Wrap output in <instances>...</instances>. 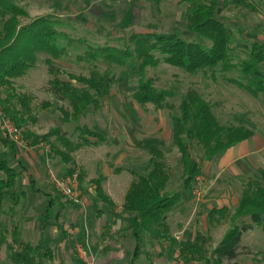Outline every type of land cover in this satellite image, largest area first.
Segmentation results:
<instances>
[{
	"label": "rangeland",
	"instance_id": "374dc122",
	"mask_svg": "<svg viewBox=\"0 0 264 264\" xmlns=\"http://www.w3.org/2000/svg\"><path fill=\"white\" fill-rule=\"evenodd\" d=\"M12 1L28 13L26 17H20L23 25L37 17L52 16L57 22L56 29L67 33L74 40L86 39L93 44H108L122 49L129 45V38L133 33L149 32V25H154V30L159 34L176 33L186 41H200L196 35L186 29V5H179L175 0ZM235 1L221 0L218 17L229 26L243 30V37L238 34V40L241 41L243 38L244 41L251 43L264 42V0H246L249 7L241 6ZM83 50L82 47L73 45L68 48L66 56L55 61L51 66L44 63L49 56L46 53H38L36 66L29 69L21 78L15 79L12 89L1 92L2 99L9 100V106L19 111L22 107L18 97L24 95L29 97L32 116L35 117L36 122L21 123L19 129L13 125L16 130L15 139L17 138L20 143L19 160H23L29 167L28 170L20 172L16 191H27L28 198H22L14 209L10 201L0 206V264H16L14 254L19 252L21 245L25 243L36 246L42 242L44 250L47 248L52 250V259H43L40 264H78V259L85 264H94L97 260L112 264L115 258L122 257L129 260L134 255L136 236L130 228L131 223L126 220L121 222V226L131 230L127 240L120 237L113 243L110 238L106 239L103 246H110L106 253L98 257L94 256L93 252L90 253V243L97 241L96 236L91 237V234L95 235L94 231L97 228L92 227L94 225L89 218L92 217L91 220L96 221L93 208V197L96 194L94 180L106 175L107 189L115 198L120 199L136 180L133 171L142 175L150 158L145 151L136 148V144L145 137L155 136L169 145L170 113L156 112L151 106L144 109L132 100L128 90L135 84V77H130L128 84L115 86L111 95L102 100V107L96 112L91 111L81 120V124L89 127L97 125L106 130L109 143L99 148H82L72 155L75 172L78 176L81 171L84 172L83 182L79 181V197L76 201L64 196L56 183V180L68 176L66 170L71 166L53 157L44 143L31 147L30 141L24 139L23 135L24 130H28L37 136H44L57 126L71 133V129L67 126L60 125L61 114L57 106L66 104L56 102L49 82L55 78L70 81L72 76L88 77L92 66L77 61V56ZM235 53L239 54V51ZM243 55L241 53L240 57L242 58ZM97 68L101 72L109 71L116 76L126 71V68L107 64H98ZM215 74V79L211 76V71L207 75H187L161 64L149 69L147 77L154 80L157 88L173 91L175 97L172 101L176 104L188 89H195L213 105V112L221 125H236L237 121L241 120L248 128L255 131L256 138L264 145V96L254 97L234 82L240 78L236 70L228 73L217 71ZM46 103L55 105L44 107ZM27 117L26 115L25 118ZM3 120H9L13 124L0 105V137L6 136ZM251 141L252 139L248 142ZM5 150L0 142V151ZM192 152L201 162L204 171L202 176L206 181L200 179L202 182L199 181L196 187L199 197L196 194L194 200L188 197L191 202L184 209L185 220L183 221L182 218L184 214L175 211L179 207L169 213L168 220L172 232L179 239L184 237L194 239L198 232L208 236L210 240L205 255L211 257L231 229V224L226 222L222 225L210 226L206 218L209 205L203 202L204 198L225 201V204L234 210L240 198L242 179L259 176L260 171H264V149L255 153L248 163L250 166L248 173L240 176L231 172L219 174L214 169L205 171L204 166L208 162L202 161L201 148L193 146ZM178 158L176 150L166 155L168 171L171 174L169 187L171 191H177L181 186L182 173ZM13 164L18 167L17 160L13 161ZM31 185L37 187L40 192L30 193ZM50 197H53L54 201ZM102 203L99 208L105 212V216L100 221L105 223L109 220V214L107 205ZM80 220L86 223V235L88 233L90 240L86 238L87 236L85 240L77 237ZM15 230L20 241L18 245L13 243ZM137 240L140 249L135 264H146L148 257L151 261L161 260L160 264H163L162 261H169L166 257L168 253H170V264L173 262L186 264L179 247H175L171 252L164 250L161 258L151 246L146 233H139ZM163 243L159 241L161 246ZM240 244L238 258L234 261H224L222 264H262L263 231L244 233ZM116 246H120L118 251L113 249ZM188 264H204V262L194 258Z\"/></svg>",
	"mask_w": 264,
	"mask_h": 264
},
{
	"label": "trees",
	"instance_id": "16d2710c",
	"mask_svg": "<svg viewBox=\"0 0 264 264\" xmlns=\"http://www.w3.org/2000/svg\"><path fill=\"white\" fill-rule=\"evenodd\" d=\"M175 1L186 5V29L196 35L199 42L186 41L176 33L159 34L154 25H149V32L133 33L129 45L120 49L108 44H93L86 39L74 40L56 29L57 22L52 16L37 17L23 25L20 17L28 15L26 10L12 0H0V105L18 129L26 121L35 123L29 97H18L22 107L19 111L9 106V100L2 99L1 92L12 89L15 79L36 66L38 53H46L49 57L44 63L51 66L66 56L69 47H82L84 50L77 56V61L92 66L89 76H72L70 81L55 78L49 82L56 102L66 104L57 106L61 114L60 125L67 126L71 133L63 131L61 126L44 136H37L28 130L23 132L31 147L44 143L53 157L69 164L71 167L66 170V175H72L75 172L72 157L75 152L109 143L106 130L97 125L89 127L81 124V120L91 111H98L102 100L111 95L115 86L128 84V79L135 77V84L128 90L130 97L144 109L151 106L156 112L170 113L171 141L167 145L163 139L149 136L136 144V148L145 151L150 158L142 175L133 171L136 180L125 194L122 212L133 218L131 228L136 240L139 233H146L152 240L176 244L184 257L191 254L204 258L205 245L210 240L208 236L198 232L193 242L178 243L168 223L169 213L182 204L185 196L193 197L197 179L203 175L201 162L193 155V146L201 148L202 161L211 162L218 160L230 148L251 139L255 131L241 120L236 125H221L213 112V105L193 88L188 89L176 104L172 101L175 93L157 88L154 80L147 77V72L165 64L187 75H207L211 71L215 79L217 71L228 73L236 70L240 78L234 82L254 97L264 96V42L238 40L237 35L243 37V30L229 26L218 17L221 0ZM235 2L249 7L246 0ZM241 53L244 54L242 58ZM98 64L126 68V71L116 76L109 71H99ZM53 105L46 103L44 107ZM0 142L6 148L0 151V206L10 201L14 209L22 198H28L27 191H16L20 172L24 168L15 158L19 148L17 144L7 135L0 137ZM173 150L178 153L182 173L181 186L177 191L169 188L171 174L166 163L167 153ZM15 160L18 167L13 164ZM83 176L81 171L80 183ZM104 179L101 175L94 180L96 194L93 208L99 214L103 212L99 209L101 202L113 206L102 188ZM241 187L234 210L212 208L207 215L210 226L226 222L231 224V229L212 254L214 264L237 258L245 232L255 229L264 231V171L261 170L259 176L243 178ZM29 190L30 193L37 191L34 185ZM13 233V243L18 245V232L15 230ZM41 243L36 246L31 243L21 245L19 252L14 254L16 264H40L43 259L51 260L52 250H44ZM139 249L137 240V255ZM206 262L210 264L209 260ZM77 263L85 264L79 259Z\"/></svg>",
	"mask_w": 264,
	"mask_h": 264
},
{
	"label": "crops",
	"instance_id": "0c3cea01",
	"mask_svg": "<svg viewBox=\"0 0 264 264\" xmlns=\"http://www.w3.org/2000/svg\"><path fill=\"white\" fill-rule=\"evenodd\" d=\"M256 137L257 136L254 135L251 138L252 139L251 143L248 142L250 139L246 140V141H243L240 144L236 145L237 147L235 146V147H232L229 150H227L218 160L206 163L205 166H204L205 167V171H207V169H209V170L214 169L219 174L221 172H231V173H233L236 176L247 174L248 171H249V168H250V166L248 165L250 159H252V157L255 155V153H259L260 151H262V149H264V145L262 143H260V141ZM20 151H21L20 148H17V154H16V157H15L17 160L20 159V157H19L21 155ZM19 163L21 164V166H23V168H24L23 170H28L29 167H28L27 164H25L23 162V160L22 161L19 160ZM203 175H204V171H203ZM202 177L203 176H201L199 178L201 180L203 179L202 181H206L205 180L206 178H204V177L202 178ZM104 178H105L104 179L105 183H103V190L105 192V195L109 198V200L113 204V206L111 207L107 203H102V204H106L107 205L108 214H109V220L107 222H105V223H102L100 221L101 218H103L105 216V214H104L105 212L104 211L101 214L96 213L94 211L95 220H96L95 222H93L91 220L92 217H89L90 218V222H92L93 225H94L92 227L93 228H97L94 231L95 235L93 236V234H91L92 235L91 237H95L96 236L97 241L95 243L94 242L90 243L91 246L89 247V250H90V253L93 252L94 256H97V257L99 255H101L102 253H106L107 249L110 247L109 245L108 246L107 245L103 246L104 241L106 239L110 238L113 243L115 242L114 240H116V239H118L120 237H122L124 240H127V236L131 233L132 228L130 227L131 228V230H130V228L127 229V227L126 228L122 227L121 226V222L126 220V221L132 223V221H133V218L130 217V215H126V214H124L122 212V205L124 203V197H125L126 193H124V195L120 199L115 198L114 195L111 193V191L107 189L108 185L106 184V175L104 176ZM201 180H200V182H202ZM196 184H197L196 185V187H197L199 185V182H197ZM196 187H195V189H196ZM35 188L37 189V191L35 193L40 192L37 187H35ZM194 196H195V194L193 195L192 198L190 196H185L181 206H179L178 209L176 208L177 210H175V211H177V212L179 211L180 214H184L185 213L184 209L187 206H189V204L191 202L188 199L190 198V199L194 200V198H195ZM50 199H52V201H54L53 197H50ZM203 202L206 203L207 205H209L208 206V208H209L208 213H209V211L212 208L228 207V208L231 209L230 206L225 204L226 203L225 201L217 200L216 198L215 199H211L209 197H205ZM237 203H238V201H237ZM208 213H206V218H207ZM168 218H169V216H168ZM182 218H183V221H184L185 218H186V214H184ZM168 223H169V220H168ZM169 225H170V223H169ZM170 228H171L172 235L175 237V239L177 240L178 243H181V242H184V241L193 242L194 239H195V238L191 239L190 237L189 238L184 237L183 239H179L172 232L171 225H170ZM255 230H258V229H255ZM255 230H252V231H255ZM86 231H87L86 223L84 221L80 220V230L77 231V235H78L77 237L79 239L85 240V236H87L86 238H88L90 240V238H89L90 236L88 235V233L86 235ZM247 232H249V231H247ZM149 241H150L151 246L155 250L156 254L158 256H161V258H162V254L164 253V250H167L168 252L169 251L171 252L172 249H174L175 247H178L176 244H173V243H170V242H164L162 244V246H161L159 244V241L152 240V239H150ZM114 245L115 244H113V246ZM207 245H208V243L205 245V249H206ZM118 248H120V246H116V248H113V249L118 251L117 250ZM136 249H137V240L135 241L134 255H132V257L129 260L123 259L122 257H119V256H116V257H119V258H115L114 260L112 259L113 263L114 264H135V261L137 260V258L139 256V253H138V255L136 254V252H137ZM165 256H166V253H165ZM238 256H239V254H238ZM238 256H237V258H238ZM166 257H168L167 259L169 261H167V260L164 261V262L162 261V263L164 264V263L167 262V264H170L171 263L170 253H168V255ZM194 258H197L200 261H203L204 264H207V262H206L207 260L210 261V264H214L213 255H211V257L205 256L203 258V257H200V256H193V255L189 254L188 256L185 257L184 262L186 264H188V263L192 262V260ZM232 261H234V260H232ZM160 262H161V260H154V261L152 260L151 261L149 257L146 258V264H160ZM223 262L224 261H222V263ZM94 264H109V263L108 262H103L102 260H97V261L94 262ZM172 264H175V262H173Z\"/></svg>",
	"mask_w": 264,
	"mask_h": 264
},
{
	"label": "built area",
	"instance_id": "2783aa9c",
	"mask_svg": "<svg viewBox=\"0 0 264 264\" xmlns=\"http://www.w3.org/2000/svg\"><path fill=\"white\" fill-rule=\"evenodd\" d=\"M4 128L6 131V135L13 140L18 147H20V143L16 137V130L14 129L13 124L9 120H3ZM79 176L77 172H74L72 175H68L66 177L61 178L60 180H56L57 188L59 191L63 193L64 196L77 200L79 197L78 188H79ZM200 181V178L197 179V182ZM194 194L199 197L198 190L195 189Z\"/></svg>",
	"mask_w": 264,
	"mask_h": 264
}]
</instances>
